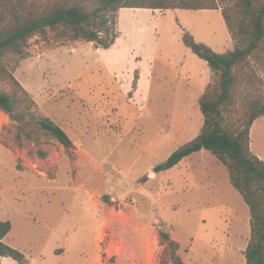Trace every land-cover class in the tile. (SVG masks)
<instances>
[{
	"label": "rangeland",
	"instance_id": "rangeland-1",
	"mask_svg": "<svg viewBox=\"0 0 264 264\" xmlns=\"http://www.w3.org/2000/svg\"><path fill=\"white\" fill-rule=\"evenodd\" d=\"M30 3L91 11L98 0ZM220 6L120 8L110 48L64 37L59 27L30 38L23 56L0 57V90L15 94L14 113L26 115L0 109V220L11 221L5 241L28 264H161V230L186 264H246L251 212L227 166L204 149L154 171L201 133L200 102L218 80L185 33L219 53L246 35L233 38L222 14L237 15L243 0ZM248 61L257 77L250 90L264 101V41ZM236 75L238 104L249 88ZM42 117L69 133L71 152L40 127ZM250 132L251 151L264 160V116ZM0 264L20 263L5 256Z\"/></svg>",
	"mask_w": 264,
	"mask_h": 264
},
{
	"label": "trees",
	"instance_id": "trees-1",
	"mask_svg": "<svg viewBox=\"0 0 264 264\" xmlns=\"http://www.w3.org/2000/svg\"><path fill=\"white\" fill-rule=\"evenodd\" d=\"M225 0H98V5L87 11L80 4L36 7L30 0H0V57L14 51L24 55V45L37 34L48 29L61 28L69 39L94 42L95 46L110 48L118 35L116 27L120 8L149 9H214L221 8ZM244 8L237 15L222 8L228 29L237 37L235 49L219 53L205 43L198 42L185 33V42L201 58L207 61L218 76L209 84L201 99L204 126L197 138L188 146L174 152L166 162L157 165L155 172L165 171L180 163L189 155L201 150L211 151L229 169L232 185L240 191L251 212V239L245 251L246 264H264V160L250 148V130L254 122L264 116V101L254 96L256 75L247 71L248 59L263 48L264 0H243ZM247 20L251 22L243 25ZM241 28V29H240ZM14 84L25 90L14 72L4 69ZM236 72L244 73L248 90L238 104L234 100L237 85ZM18 99L15 94L0 90V109L11 117L25 120L24 113L16 114ZM25 122V121H24ZM40 127L71 152L74 142L69 133L49 117L39 120ZM10 220H0V258L10 256L20 264H28L25 254L5 241L10 233ZM167 243L162 251L161 264H186L180 254V244L170 234L161 230Z\"/></svg>",
	"mask_w": 264,
	"mask_h": 264
},
{
	"label": "crops",
	"instance_id": "crops-1",
	"mask_svg": "<svg viewBox=\"0 0 264 264\" xmlns=\"http://www.w3.org/2000/svg\"><path fill=\"white\" fill-rule=\"evenodd\" d=\"M1 260L3 259V257L0 258Z\"/></svg>",
	"mask_w": 264,
	"mask_h": 264
}]
</instances>
